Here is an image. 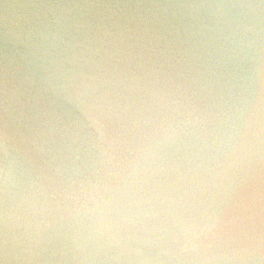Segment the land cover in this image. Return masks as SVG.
<instances>
[{"label": "water", "instance_id": "95a60500", "mask_svg": "<svg viewBox=\"0 0 264 264\" xmlns=\"http://www.w3.org/2000/svg\"><path fill=\"white\" fill-rule=\"evenodd\" d=\"M0 264H264V0H0Z\"/></svg>", "mask_w": 264, "mask_h": 264}]
</instances>
